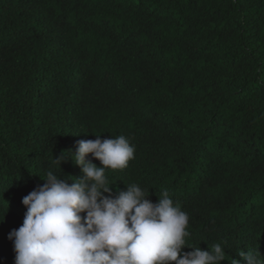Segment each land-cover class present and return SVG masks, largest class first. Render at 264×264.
I'll use <instances>...</instances> for the list:
<instances>
[{"label":"trees","instance_id":"16d2710c","mask_svg":"<svg viewBox=\"0 0 264 264\" xmlns=\"http://www.w3.org/2000/svg\"><path fill=\"white\" fill-rule=\"evenodd\" d=\"M121 135L113 196L167 190L186 246L264 264V0H0V264L41 178L83 177L54 159Z\"/></svg>","mask_w":264,"mask_h":264},{"label":"clouds","instance_id":"9594fccd","mask_svg":"<svg viewBox=\"0 0 264 264\" xmlns=\"http://www.w3.org/2000/svg\"><path fill=\"white\" fill-rule=\"evenodd\" d=\"M96 137L80 140L75 152L53 158L61 172V164L70 159L81 168L82 178L58 177L49 170L41 178L44 184L23 197V223L8 234L14 264H221L225 252L220 244L211 250L186 246L188 214L167 190L156 203L137 184L112 195L106 170L127 168L135 147L123 135ZM185 247L192 251L183 252ZM240 256L244 264H262L259 252Z\"/></svg>","mask_w":264,"mask_h":264}]
</instances>
